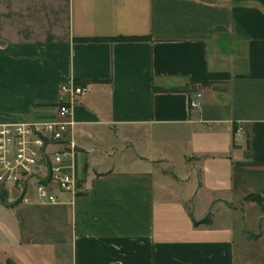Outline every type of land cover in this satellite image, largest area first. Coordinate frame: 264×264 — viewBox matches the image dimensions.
<instances>
[{"label":"crops","instance_id":"crops-1","mask_svg":"<svg viewBox=\"0 0 264 264\" xmlns=\"http://www.w3.org/2000/svg\"><path fill=\"white\" fill-rule=\"evenodd\" d=\"M115 36L149 38L79 40ZM73 81L87 190L0 187V264L264 258V0H0V123Z\"/></svg>","mask_w":264,"mask_h":264},{"label":"built area","instance_id":"built-area-1","mask_svg":"<svg viewBox=\"0 0 264 264\" xmlns=\"http://www.w3.org/2000/svg\"><path fill=\"white\" fill-rule=\"evenodd\" d=\"M60 90L53 117L0 123V187H17L23 201H28L26 191L32 184L43 201L53 204L61 193L76 197L87 190L78 168L72 109L89 87L73 81L63 83ZM200 98L201 93L191 98V108L200 107Z\"/></svg>","mask_w":264,"mask_h":264},{"label":"trees","instance_id":"trees-1","mask_svg":"<svg viewBox=\"0 0 264 264\" xmlns=\"http://www.w3.org/2000/svg\"><path fill=\"white\" fill-rule=\"evenodd\" d=\"M148 36H115V37H94V38H79V40L89 41V40H110V41H117V40H146ZM235 131V129H234ZM247 199L257 202L263 208L264 197L259 194H250L246 196ZM210 216L203 219L202 221L194 220L195 225H199L201 223H209Z\"/></svg>","mask_w":264,"mask_h":264},{"label":"rangeland","instance_id":"rangeland-1","mask_svg":"<svg viewBox=\"0 0 264 264\" xmlns=\"http://www.w3.org/2000/svg\"><path fill=\"white\" fill-rule=\"evenodd\" d=\"M34 182V181H33ZM256 264H264V258L259 260V262H256Z\"/></svg>","mask_w":264,"mask_h":264}]
</instances>
